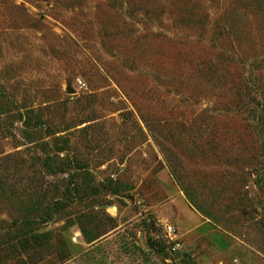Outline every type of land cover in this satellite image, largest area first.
I'll return each mask as SVG.
<instances>
[{
    "label": "rangeland",
    "instance_id": "374dc122",
    "mask_svg": "<svg viewBox=\"0 0 264 264\" xmlns=\"http://www.w3.org/2000/svg\"><path fill=\"white\" fill-rule=\"evenodd\" d=\"M0 264H264V0H0Z\"/></svg>",
    "mask_w": 264,
    "mask_h": 264
},
{
    "label": "built area",
    "instance_id": "2783aa9c",
    "mask_svg": "<svg viewBox=\"0 0 264 264\" xmlns=\"http://www.w3.org/2000/svg\"><path fill=\"white\" fill-rule=\"evenodd\" d=\"M166 234H167V237L170 239V241L172 242V243H175V241H176V234H175V230H174V228L173 227H168V229L166 230ZM175 249H177V245H175L174 247H173V250H175Z\"/></svg>",
    "mask_w": 264,
    "mask_h": 264
},
{
    "label": "water",
    "instance_id": "95a60500",
    "mask_svg": "<svg viewBox=\"0 0 264 264\" xmlns=\"http://www.w3.org/2000/svg\"><path fill=\"white\" fill-rule=\"evenodd\" d=\"M68 92H72V90L69 88V91Z\"/></svg>",
    "mask_w": 264,
    "mask_h": 264
}]
</instances>
